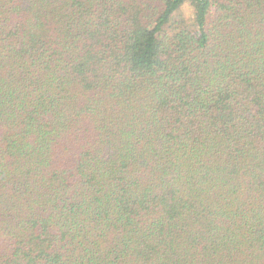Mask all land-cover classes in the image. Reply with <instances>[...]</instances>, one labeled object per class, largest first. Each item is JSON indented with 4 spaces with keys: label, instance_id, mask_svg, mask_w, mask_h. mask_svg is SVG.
<instances>
[{
    "label": "trees",
    "instance_id": "obj_1",
    "mask_svg": "<svg viewBox=\"0 0 264 264\" xmlns=\"http://www.w3.org/2000/svg\"><path fill=\"white\" fill-rule=\"evenodd\" d=\"M0 264H264V0H0Z\"/></svg>",
    "mask_w": 264,
    "mask_h": 264
},
{
    "label": "rangeland",
    "instance_id": "obj_2",
    "mask_svg": "<svg viewBox=\"0 0 264 264\" xmlns=\"http://www.w3.org/2000/svg\"><path fill=\"white\" fill-rule=\"evenodd\" d=\"M184 14L190 16V14H191V9H190V7H186V8L184 9Z\"/></svg>",
    "mask_w": 264,
    "mask_h": 264
}]
</instances>
